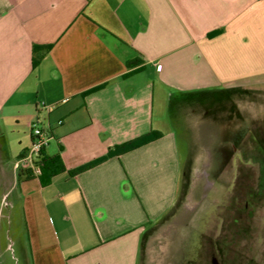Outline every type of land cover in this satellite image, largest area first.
I'll return each instance as SVG.
<instances>
[{"label":"crops","instance_id":"1","mask_svg":"<svg viewBox=\"0 0 264 264\" xmlns=\"http://www.w3.org/2000/svg\"><path fill=\"white\" fill-rule=\"evenodd\" d=\"M262 94L264 0H0V264H143L175 207L184 109L225 95L262 125ZM31 123L52 175L19 171Z\"/></svg>","mask_w":264,"mask_h":264},{"label":"rangeland","instance_id":"2","mask_svg":"<svg viewBox=\"0 0 264 264\" xmlns=\"http://www.w3.org/2000/svg\"><path fill=\"white\" fill-rule=\"evenodd\" d=\"M239 109L225 95L184 109L175 207L143 264H264V124L240 123Z\"/></svg>","mask_w":264,"mask_h":264},{"label":"trees","instance_id":"3","mask_svg":"<svg viewBox=\"0 0 264 264\" xmlns=\"http://www.w3.org/2000/svg\"><path fill=\"white\" fill-rule=\"evenodd\" d=\"M40 47L38 46H35L34 47V51L36 52L37 50H39ZM33 66L37 63L36 59L33 58ZM134 63V62H133ZM128 66L130 67L131 66V63L128 64ZM161 136V134L157 133V132H149L145 135H142L138 138H135L131 141H128L124 144H121V145H117V146H114L113 148H109L106 152V154L97 159V160H94L84 166H82L81 168H79L77 171L78 172H81V171H85L87 169H90L102 162H104L105 160H107L108 158H111V157H114V156H119V155H122L124 153H127L129 151H132L138 147H141L145 144H148L152 141H155L156 139H158L159 137ZM43 152V151H42ZM42 152H41V159H40V162H38V165L40 167V170H41V174H43V170L45 169H51L50 171V174L52 175L53 173H55L56 171H58L60 168H61V165L59 164L58 160L56 158H42ZM56 162H57V166L56 165ZM40 174V176H41ZM30 176V175H29ZM39 176V177H40Z\"/></svg>","mask_w":264,"mask_h":264},{"label":"built area","instance_id":"4","mask_svg":"<svg viewBox=\"0 0 264 264\" xmlns=\"http://www.w3.org/2000/svg\"><path fill=\"white\" fill-rule=\"evenodd\" d=\"M30 130L31 144L29 148L20 155L17 160V166L19 171L26 172L32 177H39L41 170L38 162H40L41 159V152L48 144L49 135L47 131L42 129L37 123H31Z\"/></svg>","mask_w":264,"mask_h":264},{"label":"flooded vegetation","instance_id":"5","mask_svg":"<svg viewBox=\"0 0 264 264\" xmlns=\"http://www.w3.org/2000/svg\"><path fill=\"white\" fill-rule=\"evenodd\" d=\"M214 259H215V258H212V259H211V264H213ZM215 260H216V259H215ZM216 262H217V261H216Z\"/></svg>","mask_w":264,"mask_h":264},{"label":"water","instance_id":"6","mask_svg":"<svg viewBox=\"0 0 264 264\" xmlns=\"http://www.w3.org/2000/svg\"><path fill=\"white\" fill-rule=\"evenodd\" d=\"M213 264H217L216 260L214 259Z\"/></svg>","mask_w":264,"mask_h":264}]
</instances>
